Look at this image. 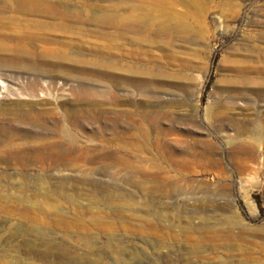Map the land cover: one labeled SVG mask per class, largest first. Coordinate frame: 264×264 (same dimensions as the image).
<instances>
[{"label":"rangeland","instance_id":"374dc122","mask_svg":"<svg viewBox=\"0 0 264 264\" xmlns=\"http://www.w3.org/2000/svg\"><path fill=\"white\" fill-rule=\"evenodd\" d=\"M60 1L115 22L55 30L81 68L39 85L77 112L60 120L77 142L58 165L1 161L0 264H264V170L231 157L234 117L264 162V0L177 4L167 26L139 19L162 0Z\"/></svg>","mask_w":264,"mask_h":264},{"label":"bare ground","instance_id":"6f19581e","mask_svg":"<svg viewBox=\"0 0 264 264\" xmlns=\"http://www.w3.org/2000/svg\"><path fill=\"white\" fill-rule=\"evenodd\" d=\"M194 2V0H171L169 3V0H162L155 6V10L147 12L145 9V15H140L139 19L142 21L147 17L150 21L162 17V25L165 26L174 22L179 23L181 16L176 5L191 7ZM138 10L135 9L137 13ZM83 16L93 20L105 19L115 22L113 14L105 13L98 16L96 11H91L89 8H67L60 0H0V128L5 129L0 134V163L3 161L7 165L15 166L32 164L44 168L70 159V151L77 140L69 129L62 127L60 120L63 117L67 122L72 123L78 116L77 112L68 110L62 117L56 115L58 108L64 107L66 102H59L60 99L54 97L55 94L51 93L54 89L53 85H48L46 88L42 85L41 88L39 81L48 74L52 75L51 71L59 69L80 71L81 66L71 65L73 56L66 54V50L71 48L79 51L81 48L79 42H71L66 50L55 48L50 42H57L55 30L60 32L68 28L79 30ZM78 61L77 57L75 63ZM256 69L260 71V67ZM256 69L249 66V70ZM240 70L250 72L247 67V71L243 67ZM243 78L245 82L253 83L248 76ZM38 91L44 92L45 96L40 97ZM72 93L74 96L77 95L79 87H73ZM48 94L52 96L49 97ZM253 112L260 113L259 110ZM49 119L52 121L51 133L44 130L46 127L44 124ZM234 120L235 118L232 117L233 139L237 142L234 141L231 146V157L235 170L240 175L257 174L260 170H264V162H258L257 145L250 141V135L245 136L247 132ZM257 133L254 139L259 141L261 135L259 131ZM201 156L206 159L205 165H210L218 176L228 180V175L224 176L225 169L218 158ZM240 181H243V178H240ZM227 184L225 182L223 185L227 186Z\"/></svg>","mask_w":264,"mask_h":264}]
</instances>
